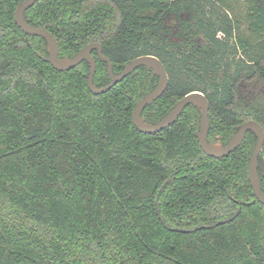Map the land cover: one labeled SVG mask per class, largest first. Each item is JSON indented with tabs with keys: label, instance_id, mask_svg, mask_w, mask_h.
Returning <instances> with one entry per match:
<instances>
[{
	"label": "trees",
	"instance_id": "1",
	"mask_svg": "<svg viewBox=\"0 0 264 264\" xmlns=\"http://www.w3.org/2000/svg\"><path fill=\"white\" fill-rule=\"evenodd\" d=\"M21 1L0 0V264H264V206L246 173L254 133L207 156L192 104L138 131L132 109L157 85L152 70L92 93L85 60L59 71L37 56L46 41L16 25ZM24 17L53 34L59 57L100 42L114 73L158 57L168 85L143 109L149 123L198 90L208 140L226 144L249 119L264 129V0H38ZM92 54L101 87L110 77ZM258 163L264 190V144Z\"/></svg>",
	"mask_w": 264,
	"mask_h": 264
},
{
	"label": "water",
	"instance_id": "2",
	"mask_svg": "<svg viewBox=\"0 0 264 264\" xmlns=\"http://www.w3.org/2000/svg\"><path fill=\"white\" fill-rule=\"evenodd\" d=\"M36 1L38 0H24L17 5L13 14L16 25L28 35L40 36L45 39L47 56L44 57L40 53L36 54L38 57L51 64L54 69L67 71L77 66L81 61H87L89 64L87 84L92 93L102 94L108 91L112 88V86L126 77L138 66L147 67L158 77L157 85L151 92L144 95L139 101H137L133 107L131 120L138 131L147 134L158 132L170 126L178 118L182 110L188 104H192L199 110L200 113L199 129L196 133V137L200 148L208 156L219 158L227 155L240 145L247 131L253 132L256 136V142L248 163L247 178L255 198L264 205V191L261 188V179L258 173V157L264 144V129L259 122L254 119H249L240 123L238 125V130L231 136L230 140L226 144H223L219 140L209 141V101L207 97L198 90L191 91L180 98L168 114L159 122L153 124L145 121L141 116L143 109L160 97L168 85V75L161 60L151 54L140 55L126 64L120 73H114L113 65L110 59L102 53V45L99 42H92L85 45L72 57H59L57 40L53 34L48 31L46 27L33 26L25 20V10L31 7ZM93 49L97 50L99 58L106 63L107 73L110 77V81L101 87H98L93 81L96 70V60L91 54Z\"/></svg>",
	"mask_w": 264,
	"mask_h": 264
},
{
	"label": "flooded vegetation",
	"instance_id": "3",
	"mask_svg": "<svg viewBox=\"0 0 264 264\" xmlns=\"http://www.w3.org/2000/svg\"><path fill=\"white\" fill-rule=\"evenodd\" d=\"M21 2H22V1H21ZM19 3H20V2H19ZM16 7H17V6H16ZM90 43H92V42H90ZM99 43H100V42H99ZM29 44H30V43H29ZM88 44H89V43H88ZM100 44H101V43H100ZM86 45H87V44H86ZM93 50H96V49H93ZM93 50H92V51H93ZM36 53H39V52H36ZM102 53H103V50H102ZM40 54H41V53H40ZM91 54H92V52H91ZM96 54H97V50H96ZM73 56H74V55H73ZM92 56L95 58V56H94L93 54H92ZM97 56H98V54H97ZM44 57H45V56H44ZM66 57H67V56H66ZM98 57H99V56H98ZM95 60H96V58H95ZM102 61H103V60H102ZM81 62H82V61H81ZM81 62H80V63H81ZM86 62H87V61H86ZM80 63H79V64H80ZM87 63H88V62H87ZM111 63H112V62H111ZM112 65H113V64H112ZM95 71H96V70H95ZM106 71H107V65H106ZM121 71H122V70H121ZM113 72H114V71H113ZM119 73H120V72H119ZM94 74H95V73H94ZM134 106H135V105H134ZM132 110H133V109H132ZM183 110H184V109H183ZM183 110H182V111H183ZM180 114H181V113H180ZM174 122H175V121H174ZM174 122H173V123H174ZM209 122H210V120H209ZM153 124H154V123H153ZM209 129H210V126H209ZM197 132H198V131H197ZM146 134H147V133H146ZM208 134H209V132H208ZM233 134H234V133H233ZM233 134H232V135H233ZM230 138H231V137H230ZM213 140H214V139H213ZM229 140H230V139H229ZM229 140H228V141H229ZM209 141H210V140H209ZM211 141H212V140H211ZM240 144H241V143H240ZM238 146H239V145H238ZM238 146H237V147H238ZM237 147H236V148H237ZM236 148H235V149H236ZM235 149H234V150H235ZM201 150H202V149H201ZM234 150H233V151H234ZM233 151H231V152H233ZM261 151H262V150H261ZM231 152H230V153H231ZM204 154H205V153H204ZM228 154H229V153H228ZM207 156H208V155H207ZM224 156H225V155H224ZM219 158H220V157H219ZM249 160H250V159H249ZM248 163H249V162H248ZM258 168H259V163H258ZM246 173H247V172H246ZM258 173H259V171H258ZM259 176H260V175H259ZM247 179H248V178H247ZM260 179H261V178H260ZM248 182H249V181H248ZM249 185H250V184H249ZM250 187H251V186H250ZM261 188H262V184H261ZM262 190H263V189H262ZM252 191H253V190H252ZM263 191H264V190H263ZM226 193H227V195L229 196V198L233 199V201H234L235 203L239 204V203L241 202L239 199H235V198H233V197L231 196V194H230V188H227ZM253 194H254V193H253ZM256 200H257V199H256ZM257 201H258V200H257ZM258 202H259V201H258ZM259 203H260V202H259ZM261 204H262V203H261ZM262 205H263V204H262ZM263 206H264V205H263ZM227 220H228V218H222V219L218 220V223H219V222H223V221H227ZM203 226H204V224L199 225V226H196L195 228H192L191 230H194V229H197V228H201V227H203Z\"/></svg>",
	"mask_w": 264,
	"mask_h": 264
},
{
	"label": "rangeland",
	"instance_id": "4",
	"mask_svg": "<svg viewBox=\"0 0 264 264\" xmlns=\"http://www.w3.org/2000/svg\"><path fill=\"white\" fill-rule=\"evenodd\" d=\"M241 10L243 11L244 10V6L242 5H239V9H238V13L241 12ZM221 36V34H219Z\"/></svg>",
	"mask_w": 264,
	"mask_h": 264
}]
</instances>
